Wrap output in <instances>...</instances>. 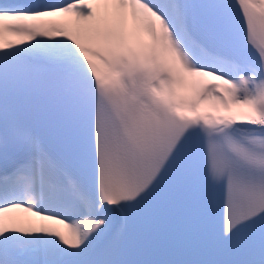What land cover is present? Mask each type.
<instances>
[{"label":"snow or ice","instance_id":"obj_1","mask_svg":"<svg viewBox=\"0 0 264 264\" xmlns=\"http://www.w3.org/2000/svg\"><path fill=\"white\" fill-rule=\"evenodd\" d=\"M0 158V264H264V0L0 2Z\"/></svg>","mask_w":264,"mask_h":264}]
</instances>
